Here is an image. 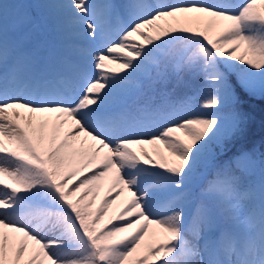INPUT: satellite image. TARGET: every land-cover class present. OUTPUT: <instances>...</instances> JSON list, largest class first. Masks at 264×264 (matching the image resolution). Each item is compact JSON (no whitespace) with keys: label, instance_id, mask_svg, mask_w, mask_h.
<instances>
[{"label":"snow or ice","instance_id":"1","mask_svg":"<svg viewBox=\"0 0 264 264\" xmlns=\"http://www.w3.org/2000/svg\"><path fill=\"white\" fill-rule=\"evenodd\" d=\"M0 264H264V0H0Z\"/></svg>","mask_w":264,"mask_h":264},{"label":"bare ground","instance_id":"2","mask_svg":"<svg viewBox=\"0 0 264 264\" xmlns=\"http://www.w3.org/2000/svg\"><path fill=\"white\" fill-rule=\"evenodd\" d=\"M107 192V184L100 190V196L96 198V201H101Z\"/></svg>","mask_w":264,"mask_h":264},{"label":"rangeland","instance_id":"3","mask_svg":"<svg viewBox=\"0 0 264 264\" xmlns=\"http://www.w3.org/2000/svg\"><path fill=\"white\" fill-rule=\"evenodd\" d=\"M149 150L151 151V148H149ZM101 203H102V201L97 202L94 207H99ZM117 203H119V202H117ZM114 208H115V206H114ZM111 214H112V210L109 211V215H111Z\"/></svg>","mask_w":264,"mask_h":264}]
</instances>
